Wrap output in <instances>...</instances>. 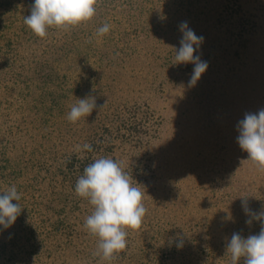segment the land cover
Here are the masks:
<instances>
[{
	"label": "rangeland",
	"instance_id": "obj_1",
	"mask_svg": "<svg viewBox=\"0 0 264 264\" xmlns=\"http://www.w3.org/2000/svg\"><path fill=\"white\" fill-rule=\"evenodd\" d=\"M110 9L108 37H98L96 30L81 41L98 47L86 68L95 66L96 59L97 84L91 91L112 96L107 110L111 123H136L140 128L139 133L119 134L117 148L122 145L123 161L137 163L129 176L144 192L147 212L137 234L127 235L126 250L107 264H135L141 248L154 253L159 264L165 262L159 240L145 241L141 229L159 225L166 209L181 210L186 202L188 207L195 202L192 208L206 223L216 225L222 241L218 249L212 241H195L200 251L185 252L187 263L231 264L226 245L232 235L247 238L262 227L261 221L247 217L243 200L254 213L264 210V171L239 147L237 125L246 113L264 109V0H112ZM183 22L204 38L194 55L208 67L195 85L189 83L194 64L175 63ZM66 76L59 78L64 77L61 88L71 97L58 121L66 132L64 143L75 149L83 118L73 124L67 115L81 97L72 91L84 88L85 76ZM154 206L153 217L148 212ZM77 227L70 236L73 244L66 248L76 249V255L68 261L95 264L80 256L86 245L99 244V238L82 223ZM60 260L67 264L64 257Z\"/></svg>",
	"mask_w": 264,
	"mask_h": 264
},
{
	"label": "trees",
	"instance_id": "obj_2",
	"mask_svg": "<svg viewBox=\"0 0 264 264\" xmlns=\"http://www.w3.org/2000/svg\"><path fill=\"white\" fill-rule=\"evenodd\" d=\"M111 1L99 0L91 21L67 32L50 28L48 36L41 39L24 24L34 0H0V194L15 185L22 208L12 226L0 225V264H66L60 260L62 257L67 264H76L73 258L68 261L76 255V249L66 250L73 244L70 236L80 223L84 226L94 211L87 199L75 193L84 168L101 157L121 162L128 174L136 168L135 160L121 159L123 148H117V136L124 132L134 134L140 128L136 123H111L107 110L112 96L109 92L104 95L91 91L97 84L96 59L92 62L95 66L86 68L98 47L81 41L85 34L109 22ZM179 3L183 5V1ZM72 74L85 76L84 88L75 87L72 92L79 91V99L94 98L97 104L92 114L80 122L81 142L77 144L81 149L83 144H90L92 151L77 152L74 147H67L66 132L59 126L58 120L65 115L66 99L71 97V92L61 86L63 78ZM60 76L64 77L60 80ZM190 205L186 202L181 210L166 209L159 215V225L141 229L145 241L153 244L152 239L159 240L157 248L167 258L162 264H188L185 252L189 254L191 248L200 251L197 240L212 241L215 249L222 245L216 225L206 223L200 211L192 208L195 202ZM148 213L156 216V206ZM126 230L128 234H137L136 230ZM179 239H183L181 247L177 246ZM97 251L98 244L86 245V253L79 256L90 263L107 264L96 255ZM153 254L148 248H141L135 264H159Z\"/></svg>",
	"mask_w": 264,
	"mask_h": 264
},
{
	"label": "clouds",
	"instance_id": "obj_3",
	"mask_svg": "<svg viewBox=\"0 0 264 264\" xmlns=\"http://www.w3.org/2000/svg\"><path fill=\"white\" fill-rule=\"evenodd\" d=\"M98 3L99 0H34L31 14L24 17V24L43 39L48 36L50 28L67 32L91 21L97 13ZM110 28V24L104 23L97 29L96 35L103 37L109 33ZM180 30L183 38L175 54V63L194 64L189 83L195 85L208 67L206 61L194 55L204 38L188 28L187 22L181 23ZM89 98L77 99L78 103L71 107L67 115L71 123L75 124L90 116L97 108L95 99ZM237 130L239 147L259 170L264 171V109L246 113L238 122ZM82 149L92 151L91 145L87 143L82 145ZM82 149L80 145L75 146L77 152ZM75 193L87 199L94 207L84 227L99 238L96 255L105 261H113L127 248L126 229L138 230L142 226L147 212L144 192L133 184L132 177L124 170L121 162L101 157L84 168L83 175L76 182ZM20 199L15 185L0 194V225L4 228L12 226L21 214L22 208L18 203ZM243 206L246 214L262 222L261 230L259 234L247 238L234 233L226 245V253H230L231 264H238L241 258L244 264H264V210L252 212L247 207L246 198ZM247 223H251V220ZM182 245L183 239H179L177 246Z\"/></svg>",
	"mask_w": 264,
	"mask_h": 264
}]
</instances>
